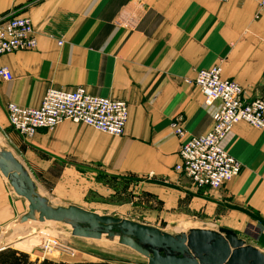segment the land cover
<instances>
[{
	"label": "crops",
	"instance_id": "1",
	"mask_svg": "<svg viewBox=\"0 0 264 264\" xmlns=\"http://www.w3.org/2000/svg\"><path fill=\"white\" fill-rule=\"evenodd\" d=\"M260 2L0 0V22L28 18L38 41L34 51L0 57V67L13 75L10 82L0 81V148L13 153L38 194L53 206L91 211L94 205L87 206L86 199L103 194V187L110 190L108 180L123 179L154 195L164 221L197 226L190 230L217 220L222 229L250 234L258 244L253 242L254 247L264 250V130L246 123L234 127L222 145L243 167L215 192L197 188L175 171L181 140L172 128L179 116L187 137L206 135L213 128L221 103L206 105L191 83L200 70L220 66L222 78L238 83L247 99L260 96ZM80 87L128 104L123 136L67 121L28 140L10 126L9 104L38 108L48 89ZM161 179L168 183H159ZM9 186L0 172L1 224L28 212L27 201ZM89 258L74 264H113Z\"/></svg>",
	"mask_w": 264,
	"mask_h": 264
},
{
	"label": "built area",
	"instance_id": "2",
	"mask_svg": "<svg viewBox=\"0 0 264 264\" xmlns=\"http://www.w3.org/2000/svg\"><path fill=\"white\" fill-rule=\"evenodd\" d=\"M228 3L231 0H218ZM264 9V0L260 2ZM63 41H59V46ZM38 41L33 24L28 18H11L0 22V57L16 52L34 51ZM13 75L9 68L0 67V81L10 82ZM201 92L208 106L221 103L214 115L212 130L199 137H187L183 117L172 123L175 135L181 140L180 162L175 171L189 179L197 188L220 191L237 178L242 163L223 148V142L239 123H246L257 130H264V81L261 94L247 99L245 90L236 82L222 78V68L216 66L200 70L191 81ZM7 116L10 126L23 138L32 139L40 130L51 131L70 121L89 126L101 133L121 137L129 121V106L125 101L93 96L84 88L65 91L50 88L38 108H25L9 104ZM44 251L54 250L74 257L76 251L57 239L47 240Z\"/></svg>",
	"mask_w": 264,
	"mask_h": 264
},
{
	"label": "water",
	"instance_id": "3",
	"mask_svg": "<svg viewBox=\"0 0 264 264\" xmlns=\"http://www.w3.org/2000/svg\"><path fill=\"white\" fill-rule=\"evenodd\" d=\"M0 172L14 193L28 203V212L19 219V224L54 222L70 226L75 238L118 240L120 245L145 257L148 264H264V253L231 230L191 229L187 233L170 234L74 205L55 207L38 194L24 166L4 149H0Z\"/></svg>",
	"mask_w": 264,
	"mask_h": 264
},
{
	"label": "rangeland",
	"instance_id": "4",
	"mask_svg": "<svg viewBox=\"0 0 264 264\" xmlns=\"http://www.w3.org/2000/svg\"><path fill=\"white\" fill-rule=\"evenodd\" d=\"M5 180L9 186V181L6 178ZM146 180H152V178L147 177ZM167 181L166 179H161L159 183L167 184ZM106 183L107 185L109 183L108 188L110 190H104L103 187V194L97 193L86 199L85 203H87V206L94 205L90 209L95 213L128 218L135 222L156 227L170 234L187 233L189 231L187 229L196 226L176 225L164 221L160 217L161 211L153 202L154 195L149 192L143 194L139 189L137 190L138 185L133 186L131 182L123 179H111ZM54 206L56 207V205ZM19 219L14 218L12 222L6 224L0 223V264H74L78 263V261L89 260V257L93 260L113 262V264H148L145 257L130 248L120 245L118 240L109 241L103 238L101 240L86 241V239H76L71 234L70 226L54 222L19 224ZM198 227L213 231L222 229V226L218 225L217 220H213L209 225L201 224ZM183 230H187V232H183ZM237 233L247 244L258 245L253 240L255 242L254 245L250 239V234L240 231ZM251 235L255 234L251 233ZM52 239H57L73 248L76 251V255L68 257L54 250L44 251L45 242ZM262 252L264 253V250Z\"/></svg>",
	"mask_w": 264,
	"mask_h": 264
},
{
	"label": "bare ground",
	"instance_id": "5",
	"mask_svg": "<svg viewBox=\"0 0 264 264\" xmlns=\"http://www.w3.org/2000/svg\"><path fill=\"white\" fill-rule=\"evenodd\" d=\"M0 149H2V148H0ZM16 228V227H15Z\"/></svg>",
	"mask_w": 264,
	"mask_h": 264
}]
</instances>
